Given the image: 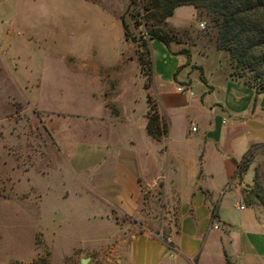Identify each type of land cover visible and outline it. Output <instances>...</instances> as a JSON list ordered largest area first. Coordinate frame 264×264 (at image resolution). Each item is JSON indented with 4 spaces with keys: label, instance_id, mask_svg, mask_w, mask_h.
<instances>
[{
    "label": "rangeland",
    "instance_id": "1",
    "mask_svg": "<svg viewBox=\"0 0 264 264\" xmlns=\"http://www.w3.org/2000/svg\"><path fill=\"white\" fill-rule=\"evenodd\" d=\"M127 3L0 0V264H80V258L87 259L85 264H114L106 241L115 228L105 219H90L91 207L103 201L77 192L71 164L80 168L94 143L98 125L91 117L101 115V106L124 116L132 107L136 123L148 114L165 122L150 88L152 73L146 65L143 72L139 68V53L147 54L123 38L120 16ZM179 7L162 27L170 50L181 59L175 87L187 86L195 100L209 102L216 95H201L202 86L208 91L229 77L249 81L246 73L232 75L231 61L215 47L216 29L204 10ZM124 20L129 34L139 38L143 27H134L127 14ZM151 60L162 65L152 52ZM257 100L264 105V94ZM221 117L230 123L227 115ZM240 142L227 137L224 153L236 155ZM84 170L95 168L76 172ZM232 186L241 205L264 215V143L252 147L248 167L233 176ZM161 205L158 189L145 192L141 208L147 227L155 237L161 230L164 238L170 224L162 226L160 219L172 218L164 216ZM113 218L131 233L142 232L131 217L113 211ZM208 261L223 264L216 255Z\"/></svg>",
    "mask_w": 264,
    "mask_h": 264
},
{
    "label": "crops",
    "instance_id": "2",
    "mask_svg": "<svg viewBox=\"0 0 264 264\" xmlns=\"http://www.w3.org/2000/svg\"><path fill=\"white\" fill-rule=\"evenodd\" d=\"M148 46L162 60V65L152 63L150 88L155 91L158 116L166 123V135L154 139L147 134L145 115L136 123L132 107L124 116L101 106V115L91 117L98 125L94 143L87 147L80 168L71 164L77 192L103 201L91 207L90 219H105L115 228L106 241L107 252L115 253L114 264H209L215 255L223 264L224 255L231 264H264V215L241 205L238 188L229 187L233 161L252 145L264 143V105L257 100L263 94L229 77L210 85L208 91L201 87V95L214 93V100H195L193 93L176 91L171 74L181 64L179 55L170 54L156 40ZM222 114L230 123L224 122ZM227 137L241 141L236 155L224 153ZM87 167L95 170L76 172ZM153 188L159 190L164 216L172 218L160 219V225L170 224L167 244L147 227L141 208L145 192ZM211 206L216 211L214 220ZM113 211L131 217L142 232L119 227Z\"/></svg>",
    "mask_w": 264,
    "mask_h": 264
},
{
    "label": "trees",
    "instance_id": "3",
    "mask_svg": "<svg viewBox=\"0 0 264 264\" xmlns=\"http://www.w3.org/2000/svg\"><path fill=\"white\" fill-rule=\"evenodd\" d=\"M182 5L202 9L215 26V47L224 50L230 61L232 75L241 77L245 73L249 81L244 82L254 89L255 94H264V0H128L120 23L124 40H130L143 47L148 58L139 53V68L143 72L146 65L152 72L150 40L160 42L172 55L167 33L163 31L165 20L173 10ZM124 14L131 19L134 27L142 26L143 31L135 39L128 32ZM171 32L172 30L169 29ZM150 64V67H149ZM175 73L173 80H175ZM199 80L204 83L202 76ZM145 130L154 139L166 135V123H160L154 114L146 117ZM252 145L238 161H233V176L243 173L252 159ZM232 176V178H233ZM211 219L216 215L215 207L210 209ZM169 246V244H168ZM226 264H231L228 260Z\"/></svg>",
    "mask_w": 264,
    "mask_h": 264
},
{
    "label": "built area",
    "instance_id": "4",
    "mask_svg": "<svg viewBox=\"0 0 264 264\" xmlns=\"http://www.w3.org/2000/svg\"><path fill=\"white\" fill-rule=\"evenodd\" d=\"M176 91H178L179 93H182V94H188V95H192V92H191V90L186 86H177L176 87ZM196 130V128H195V126L193 125V124H191L190 125V131L191 132H194ZM153 185H156V183L154 182L153 183ZM239 208H242L241 206H239ZM214 228H215V226H213ZM156 237L159 239V240H161L162 242H164V243H168V238L167 237H164L163 238V236H162V232H161V230H159L158 232H157V235H156Z\"/></svg>",
    "mask_w": 264,
    "mask_h": 264
},
{
    "label": "water",
    "instance_id": "5",
    "mask_svg": "<svg viewBox=\"0 0 264 264\" xmlns=\"http://www.w3.org/2000/svg\"><path fill=\"white\" fill-rule=\"evenodd\" d=\"M86 261H87V259H86V258L80 259V264H85V263H86Z\"/></svg>",
    "mask_w": 264,
    "mask_h": 264
}]
</instances>
